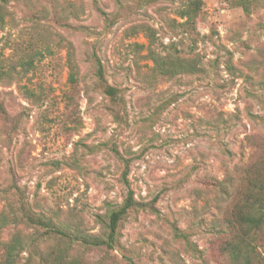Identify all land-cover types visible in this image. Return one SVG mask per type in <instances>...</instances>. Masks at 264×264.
<instances>
[{
    "label": "rangeland",
    "instance_id": "374dc122",
    "mask_svg": "<svg viewBox=\"0 0 264 264\" xmlns=\"http://www.w3.org/2000/svg\"><path fill=\"white\" fill-rule=\"evenodd\" d=\"M185 2L0 0V240H21L17 264H233L229 213L246 175L264 181V0H202L192 30ZM129 190L111 247L83 244ZM255 245L264 264V232Z\"/></svg>",
    "mask_w": 264,
    "mask_h": 264
},
{
    "label": "trees",
    "instance_id": "16d2710c",
    "mask_svg": "<svg viewBox=\"0 0 264 264\" xmlns=\"http://www.w3.org/2000/svg\"><path fill=\"white\" fill-rule=\"evenodd\" d=\"M253 0H241V6L244 11L247 10V6ZM260 1V0H256ZM202 7V0H186L184 6L179 12V16L184 18V26L188 30L194 28L195 19L197 18ZM93 64L95 66V75L98 81H103L104 74L101 62L99 59L93 57ZM189 60L180 61L175 60L170 63V71L173 72L177 69L180 71H189L190 63ZM161 66V64H160ZM106 94L115 97L116 89L106 88ZM247 182V187L240 191L238 194V199L231 208L228 217V227L231 230V233H234V236L225 243L224 250L227 255L230 257L233 264H255L253 258L255 254V242L257 241V236L264 232V181L254 180L251 177H245ZM122 181L126 184L125 172L122 174ZM15 189V196L17 195V187ZM18 209L21 213V220L29 222L34 226L45 229V233H49L53 237L64 236L69 238L70 236L65 234L63 231H60L49 224V222H44L37 217L29 216L27 214V209L24 206V202L17 198L15 201ZM136 206V202L133 198L132 192L129 190L125 199L123 200L121 206L115 210H110L107 214L106 221V236L104 239L84 236L81 238L83 244H89L91 246H108L115 241V233L120 221L126 215L127 211ZM25 212V213H24ZM5 218L2 216L0 219V227L5 225ZM23 250L21 240L16 236L9 240L8 242H2L0 240V264H17L16 256ZM256 258V256H255ZM258 262H256L257 264ZM24 264H31L26 262ZM38 264H81L78 261H68L63 255H58L53 259L51 263L41 262ZM127 264H133L128 262Z\"/></svg>",
    "mask_w": 264,
    "mask_h": 264
}]
</instances>
